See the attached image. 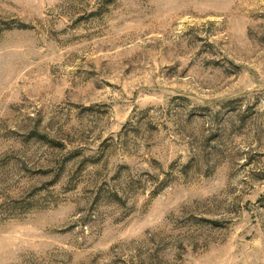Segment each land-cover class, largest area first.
I'll return each mask as SVG.
<instances>
[{"label": "rangeland", "instance_id": "rangeland-1", "mask_svg": "<svg viewBox=\"0 0 264 264\" xmlns=\"http://www.w3.org/2000/svg\"><path fill=\"white\" fill-rule=\"evenodd\" d=\"M0 264H264V0H0Z\"/></svg>", "mask_w": 264, "mask_h": 264}]
</instances>
